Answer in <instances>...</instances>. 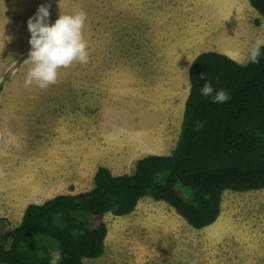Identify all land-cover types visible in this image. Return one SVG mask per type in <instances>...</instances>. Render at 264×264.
<instances>
[{
    "label": "rangeland",
    "instance_id": "374dc122",
    "mask_svg": "<svg viewBox=\"0 0 264 264\" xmlns=\"http://www.w3.org/2000/svg\"><path fill=\"white\" fill-rule=\"evenodd\" d=\"M48 3L50 24L61 12L87 13L89 62L61 69L46 90L26 88L31 47L13 44H21L15 25ZM262 25L248 0H0L4 225L17 226L30 204L90 190L101 166L130 174L139 159L169 155L191 62L207 51L247 62ZM221 208L213 225L196 230L144 198L130 215L105 216V252L84 264H264V190L227 191Z\"/></svg>",
    "mask_w": 264,
    "mask_h": 264
},
{
    "label": "trees",
    "instance_id": "16d2710c",
    "mask_svg": "<svg viewBox=\"0 0 264 264\" xmlns=\"http://www.w3.org/2000/svg\"><path fill=\"white\" fill-rule=\"evenodd\" d=\"M248 2L264 18V0ZM259 60L240 63L218 51L196 56L172 152L139 159L130 174L101 166L90 190L30 204L15 227L0 218V264H49L50 250L59 251V264L97 259L105 252V216L130 215L144 198L169 205L201 230L220 217L225 192L264 190V47ZM206 81L230 100L218 104L204 97Z\"/></svg>",
    "mask_w": 264,
    "mask_h": 264
},
{
    "label": "clouds",
    "instance_id": "9594fccd",
    "mask_svg": "<svg viewBox=\"0 0 264 264\" xmlns=\"http://www.w3.org/2000/svg\"><path fill=\"white\" fill-rule=\"evenodd\" d=\"M50 8V3L40 5L35 15L27 22L31 50L28 59L24 61V64L30 65L24 81L26 88L35 85L41 90H46L58 83L61 69L70 68L75 63L89 62L88 44L83 31L87 13L82 10L74 14L61 12L55 23L50 24ZM261 27L264 28V25ZM262 47L264 36H258L249 52L252 63L259 64ZM200 79H205V76L201 75ZM216 82L219 83V80ZM201 94L204 97H212L213 103L223 104L230 100V95L225 90H214L210 81L204 83ZM202 127L198 122L196 131H200ZM49 256V264H59V251L50 250Z\"/></svg>",
    "mask_w": 264,
    "mask_h": 264
},
{
    "label": "crops",
    "instance_id": "0c3cea01",
    "mask_svg": "<svg viewBox=\"0 0 264 264\" xmlns=\"http://www.w3.org/2000/svg\"><path fill=\"white\" fill-rule=\"evenodd\" d=\"M126 1V0H125ZM126 5V4H125ZM24 14H26V17H24ZM28 20H29V16H28V13H27V11L26 12H24L23 13V18H22V25L19 27V26H17V25H15V28H16V30L18 31V35H19V38H20V40H21V44H18L17 42H13V44H17V45H23L24 46V43L25 44H27L28 42H29V38L27 37V35L26 34H20L22 31H23V33H25V32H27L28 31V27L26 28V27H24V23H27L28 22ZM22 35V36H21ZM23 35H25V36H23ZM224 43V42H223ZM12 44V45H13ZM219 52V51H218ZM229 56H231V55H229ZM236 60V59H235ZM237 61V60H236ZM249 61V60H248ZM247 61V62H248ZM238 62H240V63H243L241 60L240 61H238ZM246 63V62H245ZM4 180H6V179H4L3 177L0 179V191H7L6 190V188H7V185H6V182L7 181H4ZM10 189H12V188H10Z\"/></svg>",
    "mask_w": 264,
    "mask_h": 264
},
{
    "label": "bare ground",
    "instance_id": "6f19581e",
    "mask_svg": "<svg viewBox=\"0 0 264 264\" xmlns=\"http://www.w3.org/2000/svg\"><path fill=\"white\" fill-rule=\"evenodd\" d=\"M40 187V186H39ZM13 194V193H12ZM32 194V193H31ZM14 195V194H13ZM33 199V198H32Z\"/></svg>",
    "mask_w": 264,
    "mask_h": 264
}]
</instances>
